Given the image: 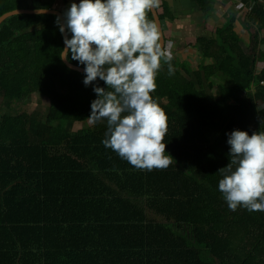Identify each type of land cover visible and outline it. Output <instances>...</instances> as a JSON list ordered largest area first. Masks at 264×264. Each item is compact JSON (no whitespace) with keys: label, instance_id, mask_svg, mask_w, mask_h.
Segmentation results:
<instances>
[{"label":"trees","instance_id":"obj_1","mask_svg":"<svg viewBox=\"0 0 264 264\" xmlns=\"http://www.w3.org/2000/svg\"><path fill=\"white\" fill-rule=\"evenodd\" d=\"M252 1L247 48L229 22L197 41L210 64L173 57L171 76L162 64L152 95L175 160L164 170L136 169L106 148V121L67 127L88 122L94 87L107 85L85 86L61 60L57 15L1 23L0 101L12 110L41 94L50 105L0 120V264H264V212L231 211L217 173L230 163L229 133L264 131V0ZM199 3L208 17L212 0ZM29 8L0 0V16Z\"/></svg>","mask_w":264,"mask_h":264},{"label":"clouds","instance_id":"obj_2","mask_svg":"<svg viewBox=\"0 0 264 264\" xmlns=\"http://www.w3.org/2000/svg\"><path fill=\"white\" fill-rule=\"evenodd\" d=\"M161 0H80L57 24L64 36L59 54L84 65L85 86L99 78L107 89L94 87L90 124L107 122L102 143L139 170H164L175 160L164 142L168 116L154 99L162 64L174 75L173 56L148 15ZM38 8L37 14H45ZM68 33H71L69 38ZM230 163L218 170L219 190L231 211L239 207L264 212V131L228 134Z\"/></svg>","mask_w":264,"mask_h":264},{"label":"crops","instance_id":"obj_3","mask_svg":"<svg viewBox=\"0 0 264 264\" xmlns=\"http://www.w3.org/2000/svg\"><path fill=\"white\" fill-rule=\"evenodd\" d=\"M28 2L29 9L47 8L64 14L72 3H79L80 0H28ZM199 2L200 0H161V6L157 9L159 16L172 17L162 19L166 45L172 56L188 63L194 70L201 64L211 63L210 59H202L197 45L198 39L214 38L216 30L229 22L241 37L243 47L247 48L251 33L245 27L244 18L254 7L252 0H212L213 11L205 17L206 14ZM207 5L209 6V3ZM69 35L71 38V33ZM262 35L264 36V30ZM260 53L264 55V44L260 47ZM263 68L264 59L257 64V73Z\"/></svg>","mask_w":264,"mask_h":264},{"label":"rangeland","instance_id":"obj_4","mask_svg":"<svg viewBox=\"0 0 264 264\" xmlns=\"http://www.w3.org/2000/svg\"><path fill=\"white\" fill-rule=\"evenodd\" d=\"M39 104H44L45 106L50 105V101L43 95L40 94H34L32 95V98L28 99L27 101H24L23 103H17L15 102L13 105V109L7 107V105L0 101V120L2 118V114L6 112H17V111H24V110H33L35 109ZM91 125L89 122L85 123H73V124H67V127L70 130L76 131L83 128H89Z\"/></svg>","mask_w":264,"mask_h":264},{"label":"water","instance_id":"obj_5","mask_svg":"<svg viewBox=\"0 0 264 264\" xmlns=\"http://www.w3.org/2000/svg\"><path fill=\"white\" fill-rule=\"evenodd\" d=\"M16 14H37V9H17V10H13V11L7 12V13L3 14L2 16H0V25L8 17L16 15ZM45 14H55V15L61 16V17L63 16L62 12L57 11V10H53V9H47V12ZM152 15L154 17L155 22L158 24V26L160 28V31H161V34H162V42H163V44L166 45V39H165V36H164L162 20H161V18L159 16L157 10L152 12ZM68 36L70 38L69 33H68ZM63 39H64V36H63ZM64 47H65V45H64ZM63 62L67 65L68 68H70L72 70H75V71H78V72H81V73H84V68L83 67L74 65L71 62H69L68 60H63Z\"/></svg>","mask_w":264,"mask_h":264},{"label":"built area","instance_id":"obj_6","mask_svg":"<svg viewBox=\"0 0 264 264\" xmlns=\"http://www.w3.org/2000/svg\"><path fill=\"white\" fill-rule=\"evenodd\" d=\"M260 83H261V85H264V80H263V81H261Z\"/></svg>","mask_w":264,"mask_h":264}]
</instances>
